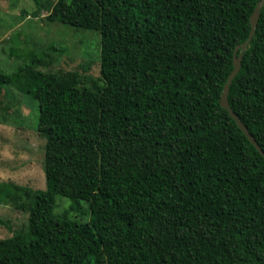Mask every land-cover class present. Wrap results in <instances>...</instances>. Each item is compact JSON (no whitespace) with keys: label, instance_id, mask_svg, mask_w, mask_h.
Masks as SVG:
<instances>
[{"label":"trees","instance_id":"1","mask_svg":"<svg viewBox=\"0 0 264 264\" xmlns=\"http://www.w3.org/2000/svg\"><path fill=\"white\" fill-rule=\"evenodd\" d=\"M258 1L54 2L49 20L99 31L100 76L82 85L32 53L0 70L38 102L45 191L71 199L56 213L0 180V204L28 212L0 264H264V157L220 105ZM240 53L227 98L264 151V2ZM80 200L87 222L69 216Z\"/></svg>","mask_w":264,"mask_h":264},{"label":"rangeland","instance_id":"2","mask_svg":"<svg viewBox=\"0 0 264 264\" xmlns=\"http://www.w3.org/2000/svg\"><path fill=\"white\" fill-rule=\"evenodd\" d=\"M56 0H40L35 16L33 0H0V70L13 72L30 62L32 53L42 57L37 69L63 74L76 71L82 85L91 84L87 77L100 76V33L97 30L74 27L48 19ZM18 33V38L15 37ZM52 44L63 50H47ZM12 48L17 53L10 55ZM48 54L44 56V54ZM38 102L13 87L0 85V180L40 189L37 207L51 206L53 212H64L71 199L45 191L42 170L44 139L38 134ZM82 211L70 212V218L87 222L90 211L87 203L79 201ZM27 211L0 204V239L23 228Z\"/></svg>","mask_w":264,"mask_h":264},{"label":"water","instance_id":"3","mask_svg":"<svg viewBox=\"0 0 264 264\" xmlns=\"http://www.w3.org/2000/svg\"><path fill=\"white\" fill-rule=\"evenodd\" d=\"M264 0H259L253 10V12L250 15L249 21H250V31L248 34L247 39L236 45V47L234 48L233 51V69L231 70V72L228 74L227 79L223 85V89H222V93H221V97H220V105L227 109L229 114L231 115V117L235 120L236 124L238 125V127L240 128V130L245 134V136L248 138V140L255 146V148L262 154V156L264 157V151L260 148V146L257 144L256 140L253 138V136L251 135V133L247 130V128L245 127V125L243 124V122L239 119V117L236 115V113L231 109V107L229 106V102H228V98H227V94L229 91V85L233 79V77L236 75V73L239 70L240 67V59L242 56V53L239 54V56H236V51L240 48L242 51L246 48L248 42L250 41L253 33H254V29L258 20V16H259V9L261 7V5L263 4Z\"/></svg>","mask_w":264,"mask_h":264}]
</instances>
